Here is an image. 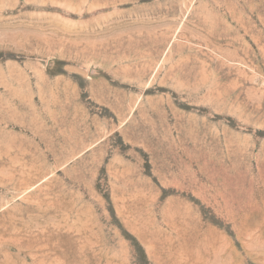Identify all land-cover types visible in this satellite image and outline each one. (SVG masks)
I'll list each match as a JSON object with an SVG mask.
<instances>
[{
    "label": "rangeland",
    "instance_id": "374dc122",
    "mask_svg": "<svg viewBox=\"0 0 264 264\" xmlns=\"http://www.w3.org/2000/svg\"><path fill=\"white\" fill-rule=\"evenodd\" d=\"M0 264H264V0H0Z\"/></svg>",
    "mask_w": 264,
    "mask_h": 264
}]
</instances>
